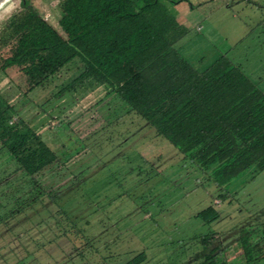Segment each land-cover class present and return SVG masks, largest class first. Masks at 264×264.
<instances>
[{"label": "rangeland", "instance_id": "1", "mask_svg": "<svg viewBox=\"0 0 264 264\" xmlns=\"http://www.w3.org/2000/svg\"><path fill=\"white\" fill-rule=\"evenodd\" d=\"M59 1L30 0L64 36ZM163 1L188 30L176 45L186 60L203 70L225 56L264 92V0ZM19 3L0 8V34ZM80 66L72 61L25 99L18 69L0 72L13 121L58 157L35 180L17 173L0 186V264H126L141 253V264H205L211 252L218 262L264 264V171L219 186L107 85L53 99ZM16 163L3 149L2 180ZM209 206L219 218L206 223L197 214Z\"/></svg>", "mask_w": 264, "mask_h": 264}, {"label": "trees", "instance_id": "2", "mask_svg": "<svg viewBox=\"0 0 264 264\" xmlns=\"http://www.w3.org/2000/svg\"><path fill=\"white\" fill-rule=\"evenodd\" d=\"M57 6L64 36L30 0H20L0 34V50L7 49L0 51V72L18 69L24 99L77 59L78 74L53 99L107 85L157 135L199 168L211 169L219 186L245 171L253 178L264 171V93L225 56L201 71L186 60L176 45L188 30L163 0H60ZM14 117L0 93V142L35 180L58 157ZM197 217L211 223L219 214L209 206ZM217 255L208 254L205 264H227ZM144 260L141 253L126 264Z\"/></svg>", "mask_w": 264, "mask_h": 264}, {"label": "crops", "instance_id": "3", "mask_svg": "<svg viewBox=\"0 0 264 264\" xmlns=\"http://www.w3.org/2000/svg\"><path fill=\"white\" fill-rule=\"evenodd\" d=\"M201 71V70H200ZM262 90V89H261ZM262 92H263V90H262ZM264 93V92H263ZM39 137H40V135H39ZM41 138V137H40ZM42 140V139H41ZM43 141V140H42ZM45 142V141H44ZM0 148L3 150V149H5L6 150V152L8 153V155L9 156H11L10 155V153L7 151V149L1 144V142H0ZM0 149V155H2V150ZM11 158H13L12 156H11ZM14 159V158H13ZM15 160V159H14ZM17 164V167H15L14 168V170L13 171H11V172H9V173H5V172H2V174H4L3 176L5 177V176H7V178H5V180H2V178H0V186H2L3 184H9V182H11L12 181V179H13V174H17V173H22V174H24L22 171H20V167H19V165H18V163H16ZM25 175V174H24ZM26 176V175H25ZM26 178H27V182H28V176H26ZM27 182H25L26 184H27Z\"/></svg>", "mask_w": 264, "mask_h": 264}, {"label": "water", "instance_id": "4", "mask_svg": "<svg viewBox=\"0 0 264 264\" xmlns=\"http://www.w3.org/2000/svg\"><path fill=\"white\" fill-rule=\"evenodd\" d=\"M6 2V0H0V8L2 7V5Z\"/></svg>", "mask_w": 264, "mask_h": 264}, {"label": "bare ground", "instance_id": "5", "mask_svg": "<svg viewBox=\"0 0 264 264\" xmlns=\"http://www.w3.org/2000/svg\"><path fill=\"white\" fill-rule=\"evenodd\" d=\"M8 1H9V0H6V2H8ZM6 2H5V3H6ZM5 3H4V4H5ZM4 4H3V5H4Z\"/></svg>", "mask_w": 264, "mask_h": 264}, {"label": "built area", "instance_id": "6", "mask_svg": "<svg viewBox=\"0 0 264 264\" xmlns=\"http://www.w3.org/2000/svg\"><path fill=\"white\" fill-rule=\"evenodd\" d=\"M45 19V18H44ZM46 20V19H45Z\"/></svg>", "mask_w": 264, "mask_h": 264}]
</instances>
